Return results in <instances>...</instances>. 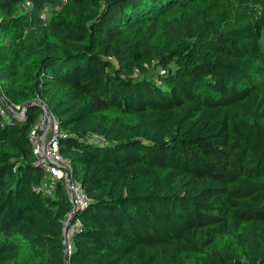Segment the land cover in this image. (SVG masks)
Instances as JSON below:
<instances>
[{"label":"trees","instance_id":"1","mask_svg":"<svg viewBox=\"0 0 264 264\" xmlns=\"http://www.w3.org/2000/svg\"><path fill=\"white\" fill-rule=\"evenodd\" d=\"M0 91V264H65L41 103L67 264H264V0H0Z\"/></svg>","mask_w":264,"mask_h":264},{"label":"built area","instance_id":"2","mask_svg":"<svg viewBox=\"0 0 264 264\" xmlns=\"http://www.w3.org/2000/svg\"><path fill=\"white\" fill-rule=\"evenodd\" d=\"M2 99L0 91V112L2 115H5V111H8L14 116H23L25 106L5 105ZM41 104L43 111L29 132V140L36 155L35 162L44 171V178L37 185L36 190L50 196L53 194L58 181H60L65 188L72 209L76 210L85 204L86 196L80 181L73 177L69 162L59 152V138L63 135V132L59 129L58 120L44 103ZM72 213L66 217L63 227V245L66 256L71 251L70 239L73 227L79 224L78 221L72 224Z\"/></svg>","mask_w":264,"mask_h":264},{"label":"rangeland","instance_id":"3","mask_svg":"<svg viewBox=\"0 0 264 264\" xmlns=\"http://www.w3.org/2000/svg\"><path fill=\"white\" fill-rule=\"evenodd\" d=\"M25 6H26V8H28L30 6V4L26 3ZM50 14H51V9L47 7L45 9V11L42 13V17L46 20L47 18L50 17Z\"/></svg>","mask_w":264,"mask_h":264},{"label":"water","instance_id":"4","mask_svg":"<svg viewBox=\"0 0 264 264\" xmlns=\"http://www.w3.org/2000/svg\"><path fill=\"white\" fill-rule=\"evenodd\" d=\"M2 101H3V103H4L5 105H7L4 99H2ZM41 106H42V104H41ZM73 211H74V210L72 209L71 212H73ZM64 263L67 264V261H66V254H65V252H64Z\"/></svg>","mask_w":264,"mask_h":264}]
</instances>
